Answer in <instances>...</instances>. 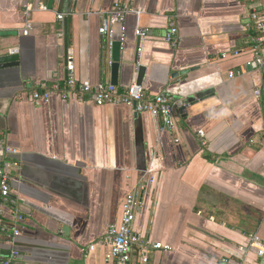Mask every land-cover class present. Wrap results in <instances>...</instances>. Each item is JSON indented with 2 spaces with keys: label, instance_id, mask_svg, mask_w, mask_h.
Wrapping results in <instances>:
<instances>
[{
  "label": "crops",
  "instance_id": "1",
  "mask_svg": "<svg viewBox=\"0 0 264 264\" xmlns=\"http://www.w3.org/2000/svg\"><path fill=\"white\" fill-rule=\"evenodd\" d=\"M117 3L128 10L117 87L137 83L141 66L150 98L169 90L190 102L186 114L175 112L174 132L78 91L33 99L43 84L64 85L69 58L78 85L111 83L112 52L99 29ZM252 12L264 19V0H0V57H18L0 69V167L19 165L3 220L14 225V208L25 219L14 264H113L102 240L148 177L135 230L173 248L149 264L258 261L240 249L251 234L264 241V71L246 67L264 44L246 27ZM171 21L175 47L165 42ZM0 248L13 249L5 235Z\"/></svg>",
  "mask_w": 264,
  "mask_h": 264
},
{
  "label": "built area",
  "instance_id": "2",
  "mask_svg": "<svg viewBox=\"0 0 264 264\" xmlns=\"http://www.w3.org/2000/svg\"><path fill=\"white\" fill-rule=\"evenodd\" d=\"M128 10L121 4H115L114 7L107 12L100 26L99 32L105 38V42L111 51L113 39V26L116 24L122 25V41L123 33L125 31V18ZM63 15H59L60 20ZM246 27L254 29L259 37L257 38V45L260 48L264 44V19L258 13L252 12L246 16ZM30 29L31 26L28 25ZM138 37L147 38L148 31L139 30ZM178 27L175 21H171L165 36V42L171 47L177 46ZM139 54L141 53L139 49ZM247 68H258L264 71V53L257 52L255 57L246 63ZM240 75V73H230V78ZM79 89V90H78ZM78 91L80 97L90 95L94 103L98 106L109 104L123 105L132 107L137 113H149L153 117L161 119L163 124V131L174 132L176 122L174 114L180 110L183 114L187 113L190 102L179 100L169 90L150 98L142 84L133 83L132 85L119 90L117 86L111 83H100L96 86L87 81L79 82L75 75V64L72 58L67 61V77L63 86L54 83L51 86L43 84L40 90L33 93L34 100H48L52 93L58 94L61 99L67 100L71 93ZM260 90L255 91V95L259 97ZM201 138L202 145L207 146L205 139V132L198 131ZM13 149L7 148V153L13 154ZM12 168H19L17 163L5 162L0 167V236L5 235L12 244L13 249L9 253L3 252L0 248V264H14L20 258V253L16 247V240L19 235V224L25 219L24 216L16 208L11 209V217L14 225L8 226L4 223L5 217L4 205L11 196V170ZM152 178H145L136 185L131 192L126 196L122 204V213L120 223L113 226L102 242L109 247V254L106 258L107 262L113 264H149L150 257L153 253L158 251L171 252L173 248L162 242L151 241L147 237L141 235L135 230V221L137 215L142 211L144 202V193L152 184ZM93 246L89 249L91 250ZM245 255L254 253L258 259L256 263L264 264V241L258 234L249 235V244L246 248H240ZM238 264H247L245 259H241ZM251 264V263H250Z\"/></svg>",
  "mask_w": 264,
  "mask_h": 264
},
{
  "label": "water",
  "instance_id": "3",
  "mask_svg": "<svg viewBox=\"0 0 264 264\" xmlns=\"http://www.w3.org/2000/svg\"><path fill=\"white\" fill-rule=\"evenodd\" d=\"M113 39L114 42L111 47V70H112V78L111 84L117 86L119 79V71H120V58L122 52V25L116 24L113 26ZM65 45L66 49H68V32L65 33ZM18 60L16 55H6L0 57V69L15 66V61ZM145 76V68H138V77L137 83L142 84Z\"/></svg>",
  "mask_w": 264,
  "mask_h": 264
}]
</instances>
